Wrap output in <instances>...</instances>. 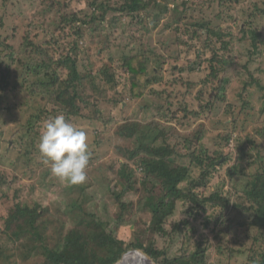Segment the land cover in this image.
<instances>
[{"label":"rangeland","instance_id":"374dc122","mask_svg":"<svg viewBox=\"0 0 264 264\" xmlns=\"http://www.w3.org/2000/svg\"><path fill=\"white\" fill-rule=\"evenodd\" d=\"M122 9L119 0H0L1 42L7 41L14 53L11 58L10 51H6L7 56L0 52V87L7 66H11V83L18 85L17 90L6 91L0 101V248L4 256L12 259V253L17 258L15 264L45 261L42 254L37 255L34 249L29 253L27 249L40 243L11 220L17 207H28L40 214L36 219L39 233L47 241L44 243L54 248L80 221L81 215L74 210L100 212L101 216L110 212L115 217L120 209H107V205L112 202L113 207L116 196H120L123 201L134 202L126 216L131 225L117 223L119 236L127 242L141 240L148 245L153 239L168 258L207 246L211 264L259 263L257 252L263 238L257 244L255 239L243 242L245 229L234 224L238 211L230 212L232 225L225 222L230 225V232L225 233L221 224L212 223L214 209L209 208L207 215L192 219L186 213L189 206L181 203L176 214L168 219L165 235L150 231L154 213L165 196L160 184L165 181L185 187L187 177L184 174L186 179L182 178L178 165L169 170L143 172L144 168L129 162L122 152L135 148V133L130 130L134 121L154 120L160 129L155 131L156 135L158 131L168 134L164 125L166 129L175 128L184 138L194 130L204 129L203 144L215 152L216 158L223 157L217 164L210 193L219 188L235 201L237 195L242 196L250 189V182L260 171L259 157H264L263 139L257 134L264 128V39L254 46L250 35L243 36L242 28L248 31L263 28L264 0H152L148 10L129 14ZM63 15L76 20L75 24L64 25ZM220 28L232 35L227 37L226 50L224 41L210 43V30ZM81 30L83 33L78 35ZM212 48L217 50L219 63L214 61ZM72 51H78L77 68L89 94L93 86L89 82L91 77L101 79L95 94L103 122L88 119L76 122L77 127L87 132L92 153L85 181L88 197L77 195L78 188L54 177L50 166L42 164L37 147L39 137L35 135L41 133L44 124L37 117L52 114V107L50 98L45 97L37 84L43 72L37 76L32 74L33 69L40 68L46 55L59 60ZM128 55L149 58L148 80L152 84L141 99L120 95L130 85V75L123 67V57ZM212 65L220 72V78L230 80L225 98L202 118L181 114L177 121L166 120V115L172 116L185 106L199 110L203 104L201 97L205 102L218 98L212 85L214 77L209 78ZM66 75L64 72L63 76ZM111 76L115 77V83L110 82ZM112 97L117 100L111 103L112 109L103 107L102 101ZM91 102L88 112L93 116L96 107ZM49 119L52 117L48 116ZM27 145L31 146L33 158L30 165L23 160ZM235 168L244 176L231 178V170ZM147 174L156 182L144 181ZM256 181L258 190L252 199L259 202L264 196V177ZM105 190L110 192L108 196L104 195ZM243 205L249 206L247 200ZM187 220V229L181 225L180 230H175V225ZM207 221L208 230L204 229ZM250 233L252 237L256 235L253 230ZM14 246L29 254L18 253ZM0 264L7 263L0 261Z\"/></svg>","mask_w":264,"mask_h":264},{"label":"trees","instance_id":"16d2710c","mask_svg":"<svg viewBox=\"0 0 264 264\" xmlns=\"http://www.w3.org/2000/svg\"><path fill=\"white\" fill-rule=\"evenodd\" d=\"M119 2H121V8L123 7L122 10H126L129 14H134L141 10H148L152 0H119ZM255 7L259 9V5H255ZM102 8L106 7L103 6ZM262 14H264V11ZM255 17L256 16L251 17V21H254ZM62 19L64 25L73 26L76 21L74 19L71 20L67 15H63ZM251 25L253 26V23H251ZM262 27V29L258 28V30L252 28L249 31L246 28H242L243 36L246 37L250 35V39L255 46L256 42H262L264 39V24ZM74 28L76 29V27ZM210 32V43L215 45L218 42L224 41L223 48L226 50L227 45H229L226 40L228 36L231 38V32H226L224 28L216 30L211 29ZM82 33L83 30L79 31L78 35H81ZM6 43L7 41L1 42L0 38V52L6 53V51H10L11 53L9 55L13 58V50L11 46H7ZM75 47L76 46H74V48ZM216 51V49L212 48V52L215 55L214 61L219 63L221 59ZM70 52L60 56L59 60L46 55L40 68L33 69L32 74L37 76L42 75L40 71L43 72V76L37 78V84L38 87L41 88L45 97L50 98V107H52V114L42 113L43 115L37 117L38 121L44 123L48 116L54 118L62 114L74 125H76V122L79 119H88L90 121L97 120L102 123L103 117H101V111H99L98 108L99 100L95 94L97 93L96 86H101L98 83L101 79L96 78L95 75L91 77L89 82L93 86L92 89H90L91 94H89L84 83V78L81 79V73L77 68L79 58L77 56L75 57V54H78V51H72L73 53ZM7 55L8 54L6 53V56ZM123 58V67L130 75V85L125 87L124 95L121 92L120 95L123 97L130 96L135 99H141L147 93L149 86L152 84V82L148 80L149 58L147 55H128ZM90 66L93 67L94 64L90 63ZM10 68L11 66H7L5 69L6 74L3 76L4 83L0 87V89L3 90L0 94V101L4 98L6 91L10 92L17 90L18 87V85H13L10 81ZM211 68L212 72L210 73L209 78L214 77L212 85L214 90L216 88L215 91L218 98L213 102L206 99L205 102L204 98L201 97L200 102L203 101V104L199 110L193 111L185 106L182 107L184 109L181 108L172 116L166 115V117H164L166 120L177 121L181 114H185L186 116H189L190 114L191 117L195 116L202 118L204 114L213 112L215 108L214 104L225 98L227 92L226 85L230 83V80L223 78V76L220 78V72H216L213 65ZM64 72H67L66 76H63ZM110 82H116L114 76L110 77ZM113 89L114 91L116 90L115 88ZM115 94V96H117V91H115ZM90 102L96 107L93 116H90V113L88 112ZM114 102H117V100L115 97H112L110 100L102 101V104H104L103 107L112 109L111 103ZM158 125L159 124L154 120H149L147 122L134 121L130 130L135 133V148L133 150L129 148L125 149V152H122L119 149V152H122L123 156H125L129 162L134 163L138 167L144 168L143 172L151 171V169L169 170L173 165H178L177 167L183 175L182 178H184V174L187 177V185L185 187H182L181 183H167L165 181L160 184L165 196L154 213L149 227L150 231L155 234L165 235L167 233L166 223L171 216L176 214L177 207L181 203L189 206L186 213L192 219L198 218L204 214L207 215V210L209 208L214 209L213 216L211 217L214 219L212 223L214 226L221 224L225 233L230 232V225H226L225 222L232 225L230 212L233 210L238 211L237 215H239V217L234 224L238 228L245 229L243 232L245 234L243 242H250L251 240L253 242V239H255L254 244H257V242L260 243L261 238H263L261 249L258 250V252L253 250V252L259 253V263L257 264H264V196L259 202H255L252 199V196L258 190L256 180L260 177H264V157L261 156L262 159L259 157V170L261 173L259 171L254 180L250 182V189L246 190L242 196L237 195L236 198L238 201H233L231 195L222 193L219 188L210 193L209 187L212 179L215 178L217 164L223 159V157L219 155V157L216 158L214 156L215 152L211 151L203 144L206 131L204 129L197 131L194 130L189 136L184 138L183 135L177 134L175 128L168 127L166 129L164 125L163 128L169 131L168 134H162L161 131H158L159 133L156 135L155 131L160 130ZM257 134L263 139L261 143L264 145V128L257 131ZM35 135L36 137H39L40 133L35 132ZM160 140L163 141L161 142ZM183 141L184 144H182ZM250 142H252V139ZM253 144L256 145V141L253 140ZM30 147V145H27L26 153L23 156L26 165H30V163L33 162L31 151H29ZM260 154L262 155L263 153L260 152ZM231 171L233 172L230 174L231 178L244 176L240 170H237V168ZM197 172L198 175H196ZM143 180L153 182L155 179L147 174L143 177ZM75 187L78 188L77 195L85 197L89 188L87 182L74 185L73 188ZM107 190L104 192L105 196L110 194ZM75 192H73V194ZM91 195L93 196V194ZM88 196L89 195L87 194V197ZM244 200H247L249 206L245 207L243 205ZM116 201L117 203L113 202V207L112 202H108L107 205V209H120V213L115 217H113L110 212L101 216L102 214L100 212L98 214H89L85 210H74L73 212L76 215H81L80 221L76 225V228L63 237L54 248L47 246L45 244L47 241L44 236L42 233H39L40 230L36 225V219L40 214L34 211V209L31 210L28 207H17L14 215L11 214V220L19 224V228L23 230L24 234L34 236V239L40 243L38 245L33 244L32 246L27 247V249H29V253L34 249L36 250L37 255L42 254L45 260L44 264H117L124 254L132 250L136 251V253H133L134 257H144L146 260L147 258L145 257L147 256L155 264H211L208 262L207 258V246L199 247L193 253L181 254L180 257L175 258H168L163 250L158 249L156 241H153V239L148 245L141 240L127 242L125 239H122L119 236L117 223H121V226L131 225V221L127 223L126 216L128 210L134 207V202L133 200L123 201L120 196H116ZM110 205L111 208H109ZM225 219H227V221H224ZM188 224L189 220L178 223L174 227L175 230L178 231L181 229V225H186L187 229ZM209 226L210 222L207 221L204 225V229L208 230ZM194 229L195 228L191 231L193 234L195 233ZM252 230L256 234L254 237H252L250 233ZM18 235L22 236L21 233H18ZM233 244L239 245L237 243ZM241 245L245 246L244 244ZM14 249L20 254H29L25 249L22 252V248L19 246H14ZM139 251H142L143 253ZM231 252L234 251L231 250ZM16 255L20 256L19 254ZM11 256L12 259H10V256L8 255L4 256V252L0 248V261L6 262L7 264L9 262H12L9 264H15L17 258L12 253ZM130 257H132L131 254L127 258Z\"/></svg>","mask_w":264,"mask_h":264},{"label":"clouds","instance_id":"9594fccd","mask_svg":"<svg viewBox=\"0 0 264 264\" xmlns=\"http://www.w3.org/2000/svg\"><path fill=\"white\" fill-rule=\"evenodd\" d=\"M37 147L54 177L73 186L86 181L92 155L88 134L64 115L44 122Z\"/></svg>","mask_w":264,"mask_h":264},{"label":"water","instance_id":"95a60500","mask_svg":"<svg viewBox=\"0 0 264 264\" xmlns=\"http://www.w3.org/2000/svg\"><path fill=\"white\" fill-rule=\"evenodd\" d=\"M134 252H136V251H131L128 254L124 255L122 257L121 261L118 262L117 264H145V263L151 264V263H153L147 256L145 257V258H147L146 260L144 259V257L136 258V257L132 256L130 258H127L130 254H132Z\"/></svg>","mask_w":264,"mask_h":264}]
</instances>
